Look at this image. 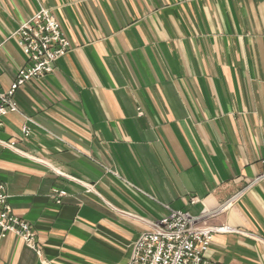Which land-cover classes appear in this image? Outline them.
Returning a JSON list of instances; mask_svg holds the SVG:
<instances>
[{
  "label": "crops",
  "instance_id": "1",
  "mask_svg": "<svg viewBox=\"0 0 264 264\" xmlns=\"http://www.w3.org/2000/svg\"><path fill=\"white\" fill-rule=\"evenodd\" d=\"M40 8L71 49L1 119L0 182L39 252L9 235L0 264H126L169 209L215 212L264 172V0H0V91ZM201 223L234 230L209 261L264 264V178Z\"/></svg>",
  "mask_w": 264,
  "mask_h": 264
},
{
  "label": "built area",
  "instance_id": "2",
  "mask_svg": "<svg viewBox=\"0 0 264 264\" xmlns=\"http://www.w3.org/2000/svg\"><path fill=\"white\" fill-rule=\"evenodd\" d=\"M12 36L26 56L27 63L18 70L9 88L0 91V132L2 117L18 111L14 99L16 90L32 79L51 73L56 61L71 49L58 21L47 8H40L23 22ZM29 132V128L23 125V135L27 136ZM0 143L7 144L1 138ZM7 145L12 146L13 143ZM262 162L264 163V159ZM263 178L264 172L248 182L247 186L235 194L228 204L221 206L215 212L193 215L187 210L169 209L165 216L151 222L150 230L137 237L126 264H216L205 257L213 236L216 233L234 230L226 225L210 226L202 224L201 221L206 215H214L224 210L246 188ZM54 193L57 195V202L65 194L62 190H54ZM196 201V197L190 200L192 204ZM9 235H14L37 253L39 252L35 232L24 219L15 214L8 201L5 184L0 182V238Z\"/></svg>",
  "mask_w": 264,
  "mask_h": 264
}]
</instances>
